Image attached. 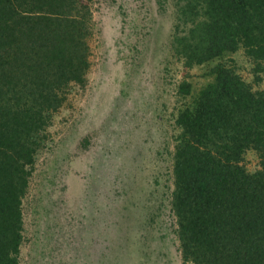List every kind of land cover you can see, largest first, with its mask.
<instances>
[{
    "label": "rangeland",
    "instance_id": "1",
    "mask_svg": "<svg viewBox=\"0 0 264 264\" xmlns=\"http://www.w3.org/2000/svg\"><path fill=\"white\" fill-rule=\"evenodd\" d=\"M194 1H92L87 81L55 112L38 151L20 264H194L184 261L172 209L179 112L219 64L264 91V62L259 69L242 44L185 63L176 38L192 27L183 12ZM242 164L260 170L259 152L247 149Z\"/></svg>",
    "mask_w": 264,
    "mask_h": 264
},
{
    "label": "trees",
    "instance_id": "2",
    "mask_svg": "<svg viewBox=\"0 0 264 264\" xmlns=\"http://www.w3.org/2000/svg\"><path fill=\"white\" fill-rule=\"evenodd\" d=\"M92 1L0 0V264H20L22 200L38 151L55 112L87 81ZM184 10L192 27L176 40L188 66L242 44L262 68L264 0H195ZM213 75L177 118L172 209L183 258L264 264V91L232 66ZM249 148L261 158L254 173L242 164Z\"/></svg>",
    "mask_w": 264,
    "mask_h": 264
}]
</instances>
